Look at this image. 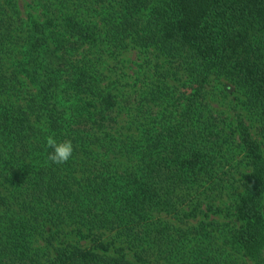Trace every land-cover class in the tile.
I'll return each instance as SVG.
<instances>
[{"label": "trees", "instance_id": "obj_1", "mask_svg": "<svg viewBox=\"0 0 264 264\" xmlns=\"http://www.w3.org/2000/svg\"><path fill=\"white\" fill-rule=\"evenodd\" d=\"M0 264H264V0H0Z\"/></svg>", "mask_w": 264, "mask_h": 264}, {"label": "clouds", "instance_id": "obj_2", "mask_svg": "<svg viewBox=\"0 0 264 264\" xmlns=\"http://www.w3.org/2000/svg\"><path fill=\"white\" fill-rule=\"evenodd\" d=\"M46 149H51L47 152V161L56 164H66L72 157L74 147L70 140L58 141L54 134L45 137Z\"/></svg>", "mask_w": 264, "mask_h": 264}, {"label": "rangeland", "instance_id": "obj_3", "mask_svg": "<svg viewBox=\"0 0 264 264\" xmlns=\"http://www.w3.org/2000/svg\"><path fill=\"white\" fill-rule=\"evenodd\" d=\"M128 54H131V53H128Z\"/></svg>", "mask_w": 264, "mask_h": 264}]
</instances>
